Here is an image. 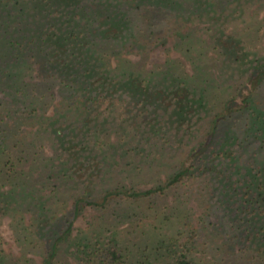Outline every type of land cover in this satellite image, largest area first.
<instances>
[{
    "label": "trees",
    "instance_id": "trees-1",
    "mask_svg": "<svg viewBox=\"0 0 264 264\" xmlns=\"http://www.w3.org/2000/svg\"><path fill=\"white\" fill-rule=\"evenodd\" d=\"M102 1L106 4V16L98 26L84 0H0V86H6L7 96L0 103L6 104L17 118L14 124L0 123V216L9 212L11 205L23 207L21 195L24 191L19 189L23 181L20 180L32 178L33 173L25 171L21 164L33 151H38L35 149L37 135L23 141L19 137V128L15 129L20 126L17 116L20 111V116L40 121V134L49 133L52 128L58 133L56 142L65 154L58 166L60 179L72 169L84 178L81 183L83 192L74 199L73 218L46 239L47 253L41 264L55 263L62 241L70 235L74 219L86 206L105 208L119 200L142 207L141 200L166 197L169 191L182 185H195L199 178L206 182L203 188L206 190H202L199 198L203 192L213 194L212 185L218 181L224 184L225 197L219 200L227 208L231 204L234 214L226 212L225 207L220 210L224 212V220H229L238 233L232 235L234 238L229 235L226 247L217 246L214 261L197 260L192 255L199 235L197 227L182 242L168 235L155 248L157 255L139 252L146 259L145 263L245 264L242 259H249L246 264H264V104L255 102L256 97L250 93L244 95L240 104L233 105L228 98L233 93L232 84L204 86L191 75L176 71L169 75L162 69L150 70L144 58L137 61L122 58L114 64L113 50L135 46L132 34L148 27L143 21L147 13L142 19L144 0H138L137 5L128 4L126 0ZM149 1L162 9H174L182 4V0ZM187 2L185 5L188 4L193 13H219L227 0ZM150 32L147 43L155 30ZM243 50L239 49V54ZM37 61L43 66L39 71L41 78L34 82L23 78L20 70L27 72ZM239 61L242 62L241 69L245 66L244 72H249V84L254 89L264 82V57L249 59L247 55H239L233 63L239 64ZM158 97L161 100L169 98L165 109L158 105ZM58 98L61 107L53 116L38 110L40 107L45 110L53 99ZM134 112V117H127ZM132 119L135 123L130 124L129 132L124 129L116 140L110 137L109 124L117 125ZM193 119L201 121V129L205 127L202 135L197 127L194 131ZM226 121H230V130L228 135L220 137V126ZM57 122L68 130L63 133L56 128ZM196 137L198 143L191 147L187 162L173 167L167 179H160V183L146 189L117 181L114 186L102 189L101 199H97L101 190H92L91 177L92 171L104 169L98 164H101V153L113 149L112 154L120 153L130 159L127 165L151 166L155 157L166 159L169 146L179 148L184 142L190 144L189 141ZM153 141L157 142L151 144ZM252 142L258 145H251ZM148 144L153 148L149 149ZM34 158L32 161L38 160ZM69 161L73 164L70 165ZM78 165L81 166L78 168ZM27 179L24 181L28 182ZM8 184L11 185L9 189ZM196 192L192 189L188 198L178 197L177 207L182 204L190 208L189 199ZM33 206L37 209L36 216L33 215L31 223L26 225L32 235L36 232L34 228L43 226L44 218H51L43 203ZM142 212L138 215H148L144 209ZM166 217L172 223L170 216ZM208 223L203 217L198 224L206 227ZM22 236L29 237L28 234ZM237 237L243 245L241 256L235 258L231 243ZM2 239L0 231V264L15 263L7 259H23L8 253L2 247ZM75 253L85 264H133L122 247L117 243H105L102 235L97 233L87 241L77 243ZM25 259L26 262L16 261V264H28L29 259Z\"/></svg>",
    "mask_w": 264,
    "mask_h": 264
},
{
    "label": "rangeland",
    "instance_id": "rangeland-1",
    "mask_svg": "<svg viewBox=\"0 0 264 264\" xmlns=\"http://www.w3.org/2000/svg\"><path fill=\"white\" fill-rule=\"evenodd\" d=\"M185 1L188 3L187 0H182V4L179 3V6L174 9H162L159 5L150 4L149 0H144L141 16L143 19V14L147 13L143 21L147 23L148 27L144 26L140 29V33L132 34L131 39L135 46L128 48L123 46L113 50L114 64L122 58L134 61L145 59L146 66L150 70L159 71L162 69L169 75L174 71L181 75H191L204 86L220 87L232 84L233 93L228 95V98L233 105L240 104L244 95L250 93L256 97L255 102L263 105L264 82L254 89L249 84V72H244L245 66H243V70L241 69L242 62L239 61L237 65L233 61L239 55H247L249 59L264 57V1L227 0L224 6L220 7L219 13H193L190 8L188 9L189 5H185ZM84 2L89 6V14L96 20L94 24L99 26L106 16V4L102 0H84ZM126 2L137 5L138 0H126ZM84 20L86 23L87 20ZM151 30H155L154 36L147 43L146 38L150 35L149 33H152ZM245 46L246 48H244ZM239 49L244 50L239 54ZM41 69L43 66L37 61L33 62V65L31 64V68L27 72L21 70L20 72L24 76L23 78L34 82L41 78L39 73ZM23 73L27 74L23 75ZM149 95L155 98L152 94ZM156 96L158 95L156 94ZM159 97L158 105L165 109L169 98L161 100ZM4 99H7L6 86L1 85L0 102H3ZM0 104V119L4 120L0 123H16L15 112L6 108V104ZM59 107H61V102L58 98L53 99L45 110L41 107L38 110H42L41 113L43 114L53 116ZM20 115L21 113L18 111L20 126L15 127V129L19 128V137L21 140L27 141L32 136L37 135L38 137L35 138L37 147L35 149L38 151H33L36 155L32 153V155L27 156L29 159L21 164L22 167L20 165L27 172L31 170L33 176L29 179L20 180L23 181L19 187L20 190L24 191V194L21 195V199L24 201L23 207L21 208L22 205L18 207L11 205L8 208L9 212L0 216V231L3 236L1 244L8 253L13 254V257L23 258L7 259L8 262L11 261L16 264V261L26 262L27 259L25 258H28V264H41L47 253L48 243H46V239L55 235L67 221L73 218L74 199L83 192L81 183L84 182V178L81 173L72 169L68 170L60 179L58 166L63 162L62 157L65 154L56 142L57 132L52 128L49 130L50 134L47 132L40 134L41 132H38L40 121L37 118L27 119L24 115ZM133 115L135 112L127 117H134ZM132 120L126 123L120 122L117 125L109 124L107 128L110 137L116 140L124 133V129L129 132L127 129H130V124L135 123V119ZM195 121V119L192 120L194 131L197 127V131L200 130L198 133L202 135L205 132V127L201 129V121ZM99 122L103 123L101 120ZM229 122L226 121L221 124L218 132L220 137L228 135ZM60 125L61 122H57L55 127L60 128L65 133L68 130L67 127ZM133 128L134 126H132V130H134ZM67 140L70 139L67 138ZM155 142L157 141H153L151 144ZM189 142L190 144L184 142L182 148L169 146L166 159L155 157V162L151 166L144 164L140 167L135 164L127 165L126 162H129L130 159L122 157L120 153L112 154L113 149L107 150L106 154L101 153L99 156L101 157V164H98L104 169L101 172L92 171L91 188L95 192L101 190L97 194L99 196L97 199H101L102 189L114 186L117 181H122L129 186L135 184L142 189L155 186L160 183V179L168 178L173 167L181 166L183 162H187V154L191 147L198 143V139L196 137ZM253 144L258 145L255 142H252L251 145ZM21 147H24V144ZM147 147L153 148L150 145ZM103 156H106L105 162ZM34 157L38 159L35 162L32 161L36 159ZM69 162L70 165L73 164V161ZM80 166L78 165V168ZM87 178L90 179V176ZM26 179L28 182L24 181ZM205 186V180L202 181L199 178L195 185L193 183L190 186L182 185L179 189L169 191L166 197L141 200L142 207H139L138 204L119 200L113 201L105 208L86 206L74 219L73 230L62 241L54 264H85L75 253L77 243L87 241L94 235L96 236V233L102 235L105 243H117L122 247L124 254L129 256L133 264H144L146 259H143L140 253L157 255L155 248L159 246V242L167 239L168 235L169 237L174 236L178 242H182L196 227L199 229V235L196 244L193 246L195 248L192 250V255L197 260L214 261V256L218 251L217 246L226 247L225 242L229 241V235H236L238 232L229 224V220H224V212L220 210L225 207L226 212L230 213L231 211V214H234V208L231 204V207L227 208L226 204L220 201L221 198L225 197L223 196L225 195L224 184L218 181L216 185H212L213 194L203 192L202 197L199 198ZM6 187L9 189L11 185L8 184ZM192 189H196L197 192L192 194L189 199L188 206L190 208L182 204L177 207L176 200L178 197L188 198ZM210 195H212L211 199ZM40 203L48 208L46 214L51 218H44L45 222L41 228L33 227L36 232L32 235L26 225L31 223L33 215L36 216L37 209L33 205ZM221 203L224 206H221ZM143 209L148 215H138L143 213ZM166 215L170 216L172 223L167 220ZM203 217L209 222L206 227L198 224ZM55 222L57 224H54ZM180 231L181 233H179ZM22 234H28L29 237L25 239ZM231 245L234 247L233 257L241 256L242 240L237 237ZM244 262L246 264L249 259H242V263Z\"/></svg>",
    "mask_w": 264,
    "mask_h": 264
}]
</instances>
